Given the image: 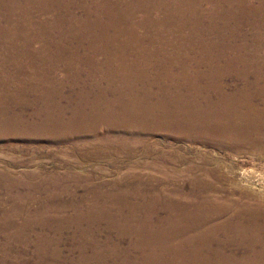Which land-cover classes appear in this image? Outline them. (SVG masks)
Returning a JSON list of instances; mask_svg holds the SVG:
<instances>
[{
  "label": "rangeland",
  "instance_id": "374dc122",
  "mask_svg": "<svg viewBox=\"0 0 264 264\" xmlns=\"http://www.w3.org/2000/svg\"><path fill=\"white\" fill-rule=\"evenodd\" d=\"M257 108L264 0H0V264H264Z\"/></svg>",
  "mask_w": 264,
  "mask_h": 264
},
{
  "label": "bare ground",
  "instance_id": "6f19581e",
  "mask_svg": "<svg viewBox=\"0 0 264 264\" xmlns=\"http://www.w3.org/2000/svg\"><path fill=\"white\" fill-rule=\"evenodd\" d=\"M260 109L257 108L253 110V115H250V119L246 118L243 114L236 112L235 115L240 121V126L233 125V122H227L226 119L221 117V114L212 115L206 122H201L204 129L211 135H219L224 139L228 140H239L246 139L248 141L256 143L259 147L264 150V114L260 113ZM184 114L180 117L181 120L184 118ZM249 209V208H246ZM242 208L239 212H231L227 220L236 219L238 223L235 225L237 232L246 234L251 232L250 221L257 216H251L248 221L244 220V216L250 212ZM261 217L260 214H258ZM257 217V226L258 220ZM261 231L264 233V223L262 222L260 226ZM254 258L253 260L257 263H264V245L260 242L256 243L253 248ZM261 258V259H260ZM183 259H187V256L184 255Z\"/></svg>",
  "mask_w": 264,
  "mask_h": 264
}]
</instances>
